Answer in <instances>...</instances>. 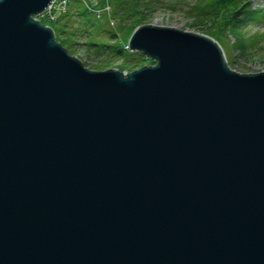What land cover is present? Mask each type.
I'll list each match as a JSON object with an SVG mask.
<instances>
[{"label":"water","instance_id":"1","mask_svg":"<svg viewBox=\"0 0 264 264\" xmlns=\"http://www.w3.org/2000/svg\"><path fill=\"white\" fill-rule=\"evenodd\" d=\"M49 2L0 0V264H264V69L150 23L87 69Z\"/></svg>","mask_w":264,"mask_h":264},{"label":"rangeland","instance_id":"2","mask_svg":"<svg viewBox=\"0 0 264 264\" xmlns=\"http://www.w3.org/2000/svg\"><path fill=\"white\" fill-rule=\"evenodd\" d=\"M64 3V0H60ZM50 5L53 16L57 19L59 13L64 9H59L62 5L61 2ZM82 4H91V0H80ZM197 0H118L115 1L116 5L111 0H102L100 5L95 6L94 20L91 25L82 24V16L71 15L66 16L56 23L63 30V33L59 30L60 36L65 40H68L69 46H65L68 54L76 57L81 64L87 69L101 70L106 68H119L121 71L129 72L142 65L153 64L150 58L143 56V59H137L128 63L125 58L119 57L108 52L109 46H101L103 50L100 52L94 51L91 46L88 45L89 35L93 38H98L96 42H111L110 45L115 46L113 42L117 41L126 48V42L132 30L141 23H150L155 25H168L176 28L204 33L203 27H207L210 30L217 31L223 30L219 43L218 39H215L220 45L226 64L229 68L237 72H255L264 69V40L258 42L252 40L250 35L259 32H264V23L259 21H252L253 19H245L242 23L244 25V32L235 34L232 29H228L223 26L224 23H219L218 20L205 16L204 12L212 10L213 7L210 4L214 0H201L197 4L200 5L195 11ZM247 8H264V0H247ZM73 2V1H72ZM238 2V1H237ZM224 17L229 16L231 11H234L239 6L243 7V2L236 3L234 1L223 0ZM197 5V6H198ZM239 5V6H238ZM236 7V8H235ZM241 7V8H242ZM220 11V12H221ZM237 12V11H235ZM127 14V15H126ZM232 16L235 17L233 14ZM239 19L241 15L236 16ZM205 19L202 23L201 20ZM37 20L39 23L52 26V19L45 16L44 11L39 13ZM215 20V21H214ZM202 24V25H201ZM216 24V25H215ZM88 29L89 33L81 32L82 29ZM106 30L108 32H106ZM58 31V30H57ZM82 33V34H80ZM103 33V34H102ZM64 42V41H62ZM65 43V42H64ZM117 43V44H118ZM65 45V44H64ZM127 49V48H126ZM103 51V52H102ZM135 56L137 52H133ZM139 53V52H138ZM139 56V55H137ZM128 63L133 67H121V64Z\"/></svg>","mask_w":264,"mask_h":264},{"label":"trees","instance_id":"3","mask_svg":"<svg viewBox=\"0 0 264 264\" xmlns=\"http://www.w3.org/2000/svg\"><path fill=\"white\" fill-rule=\"evenodd\" d=\"M101 1L102 0H98L97 1V5H100ZM115 1H118V0H111V2H113L116 5ZM199 1H201V0H197L196 1V5H195L196 7L192 11L198 10L197 8L200 5H198L197 3ZM226 1L228 2L229 0H226ZM230 1H234L236 3L243 2V7L238 5L239 8L235 7L236 9L234 11H231L229 16L224 17V11H221L222 8H223V5H224L223 4V0H214L213 3L210 4L212 6L215 5L212 10L210 9L209 11L204 12L203 9H202L201 11L203 13H206L205 16L208 15L209 17H212V18L218 20L219 23H224L223 26L228 28V29H232V31L235 34H237L238 32L240 34H243V33H241V32H244L243 31L244 30V28H243L244 25H243L242 22L245 19L249 18V19H253L252 21H259V22L261 21V22L264 23V8L263 9L247 8V7H245L246 6V2H248L247 0H230ZM94 9H95V6L91 7L90 4L85 6L84 4L81 3L80 0H70L67 10H65L63 13L59 14L57 19L54 22H52L51 28H52L53 33H54V39L56 41H58L64 48H66L65 46H69L70 44H69L68 40H65L63 37L60 36L61 34H59V30L61 31V33H63V30L61 29L62 27L60 28L61 25L58 26V25H56V23L59 21V19H62L64 17H66V16H70V14L71 15L75 14L76 16H82L81 20L83 21L82 24L84 26H87V24L91 25V22L96 20V19L94 20V18H93L94 17V14H93ZM235 11H237V12H235ZM233 14L235 15V17L232 16ZM238 15H241L242 18L239 19L238 17H236ZM205 19L208 20L207 18H204L203 20L200 21V23L205 21ZM41 23H42V21H41ZM202 29H203L205 34L218 39L219 41L218 40L217 41L219 43H221V46H222V42L220 41V39L222 37L221 33H222L223 30L219 29V33H218L217 31L210 30L207 27H203ZM82 31L83 32L87 31L89 33L87 28L86 29L85 28L82 29L81 32ZM106 32H108V31L106 30ZM80 34H82V33H80ZM98 36L96 38H94V37L92 38L89 35V37L87 39L88 40V45L91 46V48L94 49V51L100 52L101 50H103V48L101 46H109V48L107 50H108V52H110V54H113V55H116V56H119V57H123V58L126 59V61L128 63H131L132 61L134 62V61H136L139 58L143 59V56L140 53L137 52V55H139V56H137V55L135 56L133 51H130L129 49H126L124 46H122V45H125V43H122V45H121L120 43L115 41V42H113V44L115 46H112V45H110L111 42H109V43L101 42V40L96 42V40L99 39ZM250 38L252 40V44H253L254 41L260 42V41L264 40V32H259V33H256V34H252V35H250ZM62 41H64L65 43L62 42ZM128 63L121 64V67L122 68L123 67H127V66L128 67H133V65H128ZM140 64L142 65V63H140Z\"/></svg>","mask_w":264,"mask_h":264},{"label":"built area","instance_id":"4","mask_svg":"<svg viewBox=\"0 0 264 264\" xmlns=\"http://www.w3.org/2000/svg\"><path fill=\"white\" fill-rule=\"evenodd\" d=\"M58 1H60V0H50L48 6H47L46 9L44 10V14H45L46 17L53 16V11H54V10L51 11V9H50L49 7H50V5L53 4V2H54V4H55V3H57ZM60 2H61V1H60ZM66 2H67V0H64V3L61 2V5H62V6H61L59 9H64V8H65V5H66ZM54 4H53V5H54Z\"/></svg>","mask_w":264,"mask_h":264},{"label":"bare ground","instance_id":"5","mask_svg":"<svg viewBox=\"0 0 264 264\" xmlns=\"http://www.w3.org/2000/svg\"><path fill=\"white\" fill-rule=\"evenodd\" d=\"M50 19L54 20V17L53 16H50L49 17ZM209 36V35H208ZM117 70H120L119 68H116ZM262 70V69H261ZM121 71V70H120ZM259 71V70H258Z\"/></svg>","mask_w":264,"mask_h":264}]
</instances>
